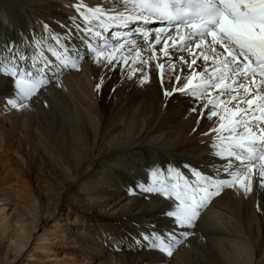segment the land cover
<instances>
[{
  "label": "bare ground",
  "instance_id": "bare-ground-1",
  "mask_svg": "<svg viewBox=\"0 0 264 264\" xmlns=\"http://www.w3.org/2000/svg\"><path fill=\"white\" fill-rule=\"evenodd\" d=\"M68 1L64 0L65 5L0 0V48L15 41L28 56L25 67L36 71L34 65L41 56L54 61L47 50L56 46L53 34H59L74 53L84 54L85 36L78 30L82 26L74 20L76 9L71 2L87 8L124 7L120 2ZM60 13L63 17H57ZM52 18L65 22H52ZM156 22L148 29L152 22L134 23L133 27L143 26L149 38L146 42L143 37H132L135 44L129 41L124 50L126 65L107 70L84 59L78 71L64 69L61 80L52 78L19 111L7 104L6 97L14 98L13 83L0 73V149L5 147L0 165L13 163L8 152L14 149L31 178L49 186L45 197H34L36 202L27 197L16 217L28 224L29 231L21 225L28 236L0 247V264H21L32 233L44 220H54L75 241L72 251L98 261L96 264H264V190L258 184L254 183V191L247 197L232 188L221 189L219 196L204 205L206 211L199 213L193 226L183 229L175 228L162 215L167 203L163 197L141 190L160 178H177L173 169L193 186L197 181L204 183L193 175V169L213 180L225 178L222 169L227 163L217 157L221 141L210 131L217 128L219 119L210 121L205 114L198 120L200 112L190 109L200 102L193 105L190 96L178 91L164 96L165 90L187 82L192 68L180 57L190 64L193 56L169 48V55L160 59L163 41L176 34L169 31L155 44L153 58L155 29L165 26ZM133 27L127 31L138 32ZM38 42L42 46L39 55H34ZM74 53L67 50L69 56ZM144 58L146 63H141ZM175 63L181 65L182 74L169 67ZM158 64L164 65L162 83ZM193 68L201 70L198 65ZM145 74L147 83L141 84ZM176 76L181 77L179 84ZM97 83H101L99 91ZM31 215L35 220L28 222ZM47 231L56 233L51 228ZM153 232H174V240L165 238L172 245L171 256L147 246L151 241L144 236ZM37 245L38 253H46Z\"/></svg>",
  "mask_w": 264,
  "mask_h": 264
},
{
  "label": "snow or ice",
  "instance_id": "snow-or-ice-1",
  "mask_svg": "<svg viewBox=\"0 0 264 264\" xmlns=\"http://www.w3.org/2000/svg\"><path fill=\"white\" fill-rule=\"evenodd\" d=\"M120 2L124 5L120 10L114 6L103 9L76 5L84 22L83 28L78 26V30L87 38L83 55L78 52L73 56L67 55L68 45L59 34H53L56 46L47 50L55 62L41 56L40 61L35 62L36 71H33L32 67H25L28 56L21 52L16 42L5 43L0 48V64L3 65L0 73L10 78L14 88V98H5L7 104L17 111L28 107V101L51 83L52 78L58 80L69 66L78 71L79 63L84 59H91L98 68L107 70H112L117 64L126 65L128 59L124 50L129 41L135 44L132 37L137 36L147 42L149 33L117 30L127 29L132 23L160 21L165 26L155 29L156 40L151 45L153 58H156L155 44H159L161 34L168 33L171 28H175L176 34L163 41L161 54L168 56V49L173 48L188 51L193 56L190 64L185 57H180L183 64L192 68L187 82L165 90L163 94L169 97L178 91L190 96L193 105L200 102L199 107L190 109L200 112L198 120L205 114L210 121L218 117L220 123L210 131L215 132L221 141L217 157L227 163L222 169L225 178L213 180L193 169V175L204 182L197 181L193 186L182 172L173 169L176 171L175 181L169 175L167 179H158L152 187L141 186V190L163 197L167 203L162 215L170 218L174 227L180 229L192 227L200 209L223 188L235 189L245 197L253 193L254 183L264 190V0ZM47 29L48 25H45ZM60 45H63V50ZM41 46L42 43L38 42L34 55H39ZM200 59L206 65L203 72L193 68ZM141 63L146 61L141 60ZM169 67L174 68V64H169ZM157 68L162 83L164 65L158 64ZM147 80L145 74L140 83L145 84ZM175 80L179 84L181 77L176 76ZM95 88L99 91L101 83H97ZM213 92L218 95L213 96ZM183 234L187 236V233ZM165 238L174 240V232H153L144 236L145 241H151L148 247L171 256L172 245L166 243Z\"/></svg>",
  "mask_w": 264,
  "mask_h": 264
},
{
  "label": "rangeland",
  "instance_id": "rangeland-1",
  "mask_svg": "<svg viewBox=\"0 0 264 264\" xmlns=\"http://www.w3.org/2000/svg\"><path fill=\"white\" fill-rule=\"evenodd\" d=\"M43 1L54 2V3L58 1L57 4L60 3V4L66 5L64 0H57V1L56 0H43ZM92 1L99 5L105 4L106 2H108L109 4L112 3L115 5L120 2V0L119 1L110 0V2L108 0H92ZM71 3H73L72 4L73 9H76V5L78 4H75V3L77 2L73 1ZM78 14L79 16L74 15V17L75 16L76 17L75 19L73 17V19L77 21L80 24V26H82L81 28H83L84 24L82 23L83 20L81 19V14L80 13ZM57 17H63V14L60 13ZM55 19L57 21L62 20L59 18H52L50 21L54 22L53 20ZM133 25L134 23L130 24L127 29H122V30L118 29L117 31L119 30L127 31L129 28L133 27ZM155 25H157V23H153L146 27L148 29ZM133 28L138 30V32L136 33L147 31V30H144L143 26L142 27L134 26ZM152 31L153 30H150V33ZM172 31L176 32L174 28L170 29V32ZM170 36H173V33H171ZM136 38L141 39V37H136ZM162 58H163V55L161 54L160 59ZM141 60H145V58ZM197 65L201 67V70L199 72H203V69L206 67L205 62L202 59H200L198 60ZM180 68H181V65H178L177 63H175L174 68L172 69H173V72L181 73L182 71ZM63 77L64 76L61 75L59 77V80H61ZM212 95L215 96V95H218V93L213 92ZM232 107H234V105H232ZM2 116L3 115L0 114V118ZM214 123H216V119L214 120ZM0 143H1V140H0ZM4 148L0 149V154H3ZM8 157L12 158L13 163L8 162L4 164L5 166L0 165L1 166L0 167L1 168L0 169V247L8 245L10 241L12 242L16 238L19 240L20 239L25 240V237L28 236L29 232L27 233L23 229L26 228V230L29 231V226L27 223L23 224L21 218L17 220L16 215L20 212L21 207L26 203L28 198H30V201L36 202L35 200L38 197H41V196L45 197L47 195L46 190L49 188L47 183H44V182L36 183L31 178L32 175H30L27 169H25L24 163L20 159L19 155L15 153L14 149L9 150ZM33 216L31 215L32 218L28 216L29 217L28 222H29V219L35 220ZM21 225H23L24 228H22ZM47 228H51L56 233H51V234L47 233L48 232ZM28 242H29L27 244L28 246L26 247L27 251H25L23 258L20 261L21 264H96V262H98V261H95L94 259L90 260L89 258H87L86 256L82 254L73 252L72 248L76 245L75 241H73V239L70 238L69 235H67V233L60 231V229L56 225H54V220H50L47 222L45 220L44 222L42 221V223H40L39 226L37 227L36 231L32 233L30 241ZM36 244H39L37 246L40 248H43L46 251V253H43V254L38 253L39 252L38 248H35ZM30 256H32L33 259L30 260ZM25 260H26V263H25ZM27 260H30V261H28L27 263Z\"/></svg>",
  "mask_w": 264,
  "mask_h": 264
}]
</instances>
